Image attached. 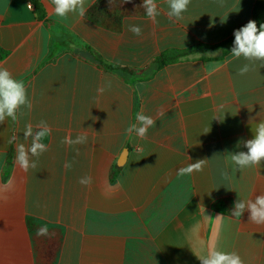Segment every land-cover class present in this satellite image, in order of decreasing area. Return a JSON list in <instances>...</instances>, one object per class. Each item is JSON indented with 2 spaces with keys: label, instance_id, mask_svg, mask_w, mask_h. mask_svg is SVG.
Listing matches in <instances>:
<instances>
[{
  "label": "crops",
  "instance_id": "1",
  "mask_svg": "<svg viewBox=\"0 0 264 264\" xmlns=\"http://www.w3.org/2000/svg\"><path fill=\"white\" fill-rule=\"evenodd\" d=\"M38 1L43 18L30 0H0V66L25 82L32 103L0 124V264H201L209 245L264 264V225L248 211L231 214L238 199L264 193V163L236 170L229 160L264 120V64L240 76L248 61L210 59L215 52L155 67L164 52L227 40L256 0H191L179 21L156 0L155 22L139 8L119 30L86 14L58 18L50 0ZM133 24L141 36L128 31ZM141 111L155 121L146 138L125 132ZM41 120L51 128L48 151L24 172L9 141L24 142L25 125ZM81 132L86 145L61 143ZM198 159H207L203 171L178 175ZM84 176L90 187L78 183ZM43 226L50 235L38 237Z\"/></svg>",
  "mask_w": 264,
  "mask_h": 264
},
{
  "label": "clouds",
  "instance_id": "2",
  "mask_svg": "<svg viewBox=\"0 0 264 264\" xmlns=\"http://www.w3.org/2000/svg\"><path fill=\"white\" fill-rule=\"evenodd\" d=\"M132 0H124V3H131ZM168 5L167 16L170 20L179 21L183 18V13L188 10L191 0H166ZM31 6V5H30ZM90 3L86 0H50V10L58 18L67 19L69 16L83 18L86 14L87 7ZM146 16L156 21L160 15V10L156 0H142L141 6ZM128 31L136 36L142 35V29L138 25H129ZM233 58L240 59L243 57L249 63L244 64L238 70V75L243 76L251 70V65L256 62L264 64V23L259 27L255 20H249L246 25L234 30V42L230 51ZM107 87H111L109 81ZM105 87L97 89L98 93H103ZM31 111L32 103L28 98V91L23 80H19L5 67L0 66V124L10 118L17 121L25 112ZM136 123L130 124L125 132L128 135L135 133L140 138H146L148 130L154 127V119L146 115L143 111L138 112L135 116ZM253 137L243 142V147L247 151H238L229 153L230 163L235 165L236 170L250 169L260 167L264 163V120L255 124ZM51 128L44 120L33 125L28 123L23 130V141L17 142L18 137L13 136L9 143L16 144V164L24 172L29 169H35L38 166L39 157L48 151V145L43 141L50 135ZM69 147L75 145H86L88 143V135L81 132L75 139L66 136L61 141ZM239 147V142L238 145ZM79 154V149H76ZM207 159H198L185 167L178 169V175L186 176L195 172L203 171ZM66 168H71V163L65 164ZM221 175L229 178L227 171H223ZM78 183L84 187H90L93 183L91 176H84L78 180ZM248 211L249 221L256 225H264V193L256 195L254 199H238L233 206L231 214L234 217H241ZM219 218V217H217ZM38 237L49 236V229L43 226L37 229ZM201 264H244V260L235 251H224L215 245H209L206 251L196 256Z\"/></svg>",
  "mask_w": 264,
  "mask_h": 264
},
{
  "label": "trees",
  "instance_id": "3",
  "mask_svg": "<svg viewBox=\"0 0 264 264\" xmlns=\"http://www.w3.org/2000/svg\"><path fill=\"white\" fill-rule=\"evenodd\" d=\"M32 5L35 7L36 13L39 17H44L43 7L38 0H30ZM142 4V0H132L131 3H124V0H97L87 11L86 16L89 20L104 26V27H113L116 30H119L122 26V19L124 16L132 14L138 15V9ZM131 8H134L131 10ZM250 20H255L257 26L261 23H264V0H256L254 3L252 17ZM249 21V20H248ZM240 24L237 28H241L246 25L248 22ZM234 42V33L225 41L220 42L214 45H208L199 43L190 48L179 50V51H170L164 52L155 60L156 69H161L165 65L176 62L180 59L186 58L194 54L204 55L208 51H215L221 49L222 52L219 56L211 58L214 60H223L227 57L231 51ZM204 59H207V56H203ZM99 65L107 70L117 71L122 74L132 73L127 68H121L112 64H107L101 59H97ZM225 205L223 202H216L215 208L217 210H223L222 206Z\"/></svg>",
  "mask_w": 264,
  "mask_h": 264
},
{
  "label": "water",
  "instance_id": "4",
  "mask_svg": "<svg viewBox=\"0 0 264 264\" xmlns=\"http://www.w3.org/2000/svg\"><path fill=\"white\" fill-rule=\"evenodd\" d=\"M127 154H128V150L124 149L122 154L120 155L118 163H117L119 166H122L125 163L126 158H127Z\"/></svg>",
  "mask_w": 264,
  "mask_h": 264
},
{
  "label": "rangeland",
  "instance_id": "5",
  "mask_svg": "<svg viewBox=\"0 0 264 264\" xmlns=\"http://www.w3.org/2000/svg\"><path fill=\"white\" fill-rule=\"evenodd\" d=\"M215 52L221 54L222 50L219 49V50H215V51H208V52H206L203 56H209L211 53L213 54V53H215ZM220 54H219V55H220ZM219 55H217V56H219ZM211 56H214V55H211Z\"/></svg>",
  "mask_w": 264,
  "mask_h": 264
}]
</instances>
